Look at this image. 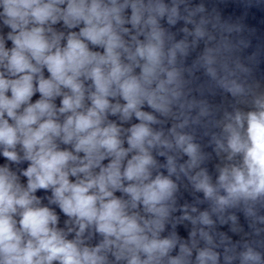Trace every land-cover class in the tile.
Returning <instances> with one entry per match:
<instances>
[{
  "label": "clouds",
  "instance_id": "obj_1",
  "mask_svg": "<svg viewBox=\"0 0 264 264\" xmlns=\"http://www.w3.org/2000/svg\"><path fill=\"white\" fill-rule=\"evenodd\" d=\"M205 13L189 0H0V264H264V243L217 230L242 232V212L264 233V90L236 55L245 26ZM200 70L233 98L218 118L191 95ZM182 185L193 203H178Z\"/></svg>",
  "mask_w": 264,
  "mask_h": 264
}]
</instances>
